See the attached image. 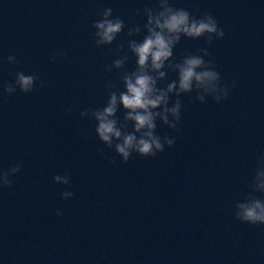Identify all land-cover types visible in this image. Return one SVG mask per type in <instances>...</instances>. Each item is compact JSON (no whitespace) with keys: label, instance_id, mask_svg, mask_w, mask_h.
<instances>
[{"label":"water","instance_id":"95a60500","mask_svg":"<svg viewBox=\"0 0 264 264\" xmlns=\"http://www.w3.org/2000/svg\"><path fill=\"white\" fill-rule=\"evenodd\" d=\"M153 2L0 0V87L17 71L44 81L0 100V170L23 164L13 186L0 188V264H264V229L231 212L264 154V0H172L193 15L210 12L225 32L210 46L182 38L175 55L207 47L223 81L236 82L219 104L182 95L178 131L157 121L158 135L177 137L173 148L121 163L96 122L79 115L104 105L109 78L117 83L115 70L104 71L114 52L92 41L97 12L111 7L142 25L137 9ZM126 32L109 47L126 49ZM60 50L67 57L52 62ZM65 172L70 187L53 181Z\"/></svg>","mask_w":264,"mask_h":264},{"label":"clouds","instance_id":"9594fccd","mask_svg":"<svg viewBox=\"0 0 264 264\" xmlns=\"http://www.w3.org/2000/svg\"><path fill=\"white\" fill-rule=\"evenodd\" d=\"M97 15L100 19L91 25L94 29L92 41L97 48L107 47L109 52H114V58L104 66V71L112 73L115 70L117 83L109 78L104 84L107 96L104 105L86 108L79 115L96 122L97 138L121 158V163L126 164L133 153L156 158L165 151V146L169 149L175 146L177 137L157 134V121L178 131L182 95L195 92L197 102L206 103V98L210 97L219 104L227 100L230 89L236 87L235 81L225 83L215 62L206 59L210 56L207 47L197 48L195 53H182L179 58L175 55L174 50L182 38H203L209 46L224 38V30L210 12L197 16L185 8L175 7L172 0H154L151 6L137 9V15L144 20L142 25H127L119 15H113L111 7L101 8ZM126 28V49L125 44L120 43L113 50L109 46ZM61 57L66 58L67 53L57 51L50 59L56 62ZM132 57H135V68L130 71L127 65ZM7 62L13 66L19 64L13 55L7 57ZM170 73L176 78L168 81ZM37 84L44 87V81L38 75L17 71L14 82L5 81L0 87V100L6 103L17 89L26 95L32 93ZM67 111L71 113V108ZM120 112H123L122 119L118 116ZM81 134L88 136L87 130H81ZM98 152L102 153L103 149ZM110 163L115 164V158ZM22 169L23 164L17 163L0 170V188H11V178ZM53 181L71 186L67 172L55 175ZM247 187L243 199L232 206V215L241 223L264 229V154L256 160ZM60 195L63 200H69L74 193L63 191ZM56 215L62 216L63 212L57 210ZM235 243L239 244V241Z\"/></svg>","mask_w":264,"mask_h":264}]
</instances>
